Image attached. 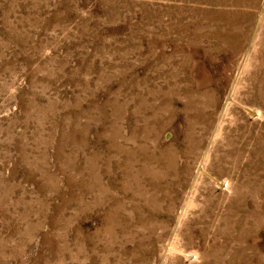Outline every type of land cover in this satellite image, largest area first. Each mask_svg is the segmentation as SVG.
Wrapping results in <instances>:
<instances>
[{
    "label": "rangeland",
    "instance_id": "374dc122",
    "mask_svg": "<svg viewBox=\"0 0 264 264\" xmlns=\"http://www.w3.org/2000/svg\"><path fill=\"white\" fill-rule=\"evenodd\" d=\"M0 264H264V0H0Z\"/></svg>",
    "mask_w": 264,
    "mask_h": 264
}]
</instances>
